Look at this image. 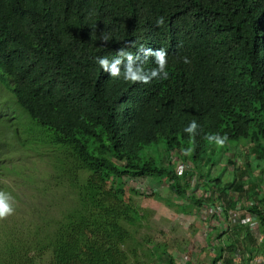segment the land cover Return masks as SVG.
Listing matches in <instances>:
<instances>
[{
  "label": "trees",
  "instance_id": "obj_1",
  "mask_svg": "<svg viewBox=\"0 0 264 264\" xmlns=\"http://www.w3.org/2000/svg\"><path fill=\"white\" fill-rule=\"evenodd\" d=\"M121 48L145 70L156 64L141 49L164 48L169 78H111L96 57ZM0 84L12 105L0 127L17 153L35 151L52 169L13 172V158L0 159V191L15 208L0 220V264H176L128 184L159 178L171 196L153 198L207 225L211 264L264 259V0H0ZM193 120L194 143L184 132ZM212 134L227 136L223 147ZM242 140L254 162L242 172L232 162V179L215 165L195 171L217 156L219 166ZM190 147L181 161L193 168L177 169L174 149ZM185 176L201 177L197 191L180 187Z\"/></svg>",
  "mask_w": 264,
  "mask_h": 264
},
{
  "label": "rangeland",
  "instance_id": "obj_2",
  "mask_svg": "<svg viewBox=\"0 0 264 264\" xmlns=\"http://www.w3.org/2000/svg\"><path fill=\"white\" fill-rule=\"evenodd\" d=\"M3 84L7 83L3 81ZM11 97V92L9 89L2 84H0V120H3L7 117L8 113L11 114L12 111V105L7 101L8 98ZM12 134L7 132L5 129H2L0 127V138L6 139L10 142L11 147L7 150L3 149L0 146V159L5 158H13L10 159V161L7 164L8 170H12L13 172H17L15 170H22L21 172H39V171H52L49 167H44V162L39 160L35 151L30 152H20L17 153L16 146H19V143L15 141V144L13 142V139H11ZM8 138V139H7ZM16 145V146H15ZM249 145L250 141L242 140L241 143H239V146L234 149V151L229 152L228 154L223 155L220 165L218 166L217 160H220V157L217 156L215 159H211L207 161V164H204V162H199L197 166H195L197 172L203 171L204 169L210 167L220 168H226V173L224 176L230 180L233 178L232 172H235V167L232 165V162H236L239 166V169H241L240 172H242V169L246 167V163H253L254 158L250 154L249 151ZM213 146V145H211ZM20 149V148H19ZM18 149V150H19ZM210 148H206V152H210ZM46 155H52V152L49 150H46ZM198 154V153H196ZM195 154V155H196ZM187 155V153L181 149V148H175L173 156L174 159V165L177 167V169H183V167L186 165V168H193V165L191 164V161H186L185 164L181 161L183 159V156ZM189 155H192V152ZM201 157H204V155L199 154ZM247 155V156H246ZM225 158H229V161H227ZM16 164V167L13 165ZM44 167V168H43ZM215 168V169H216ZM214 169V170H215ZM213 170V171H214ZM7 170L5 169V171ZM190 173V172H189ZM186 179H183L180 181V187L182 189H187L188 192L197 191V189H192L194 186L193 181H200V176H192V177H186ZM197 178V179H196ZM161 182L157 181L154 182L151 181H129V186L131 184H134L136 188L141 190L142 194H132V198L135 203L145 207L151 212V222L152 225L156 228L157 234H154L153 238L155 242H168L169 246H173L172 250H174V258L176 261V264H182L184 261L187 260V258L191 259V262H195L196 264H211V261H213L214 254L213 251H211L210 246L207 243V225L203 222V220L198 216H188V214L176 212L174 209L169 208L166 204L161 202L160 200H157L156 198H153L150 195V192L155 190L160 193L161 195L165 197L171 196V192L168 188V181L166 178H159ZM203 179V178H202ZM191 180V181H188ZM188 182V183H187ZM189 184L190 187H189ZM129 186H126L127 189V197L131 195L129 192ZM264 189V184L261 186ZM119 188V185L115 187L117 190ZM260 194L257 189L254 191L252 190L249 192V199L248 201H254V198ZM243 212V211H242ZM158 226V227H156ZM195 226L196 229L192 230V227ZM158 228V229H157ZM159 230H164V233L160 234ZM195 232V234L193 232ZM186 239L189 241L188 244H185L184 242ZM182 242V243H181ZM177 246V247H176ZM257 251V248L255 249ZM261 252H257V256L253 259L250 264H264V259L261 256ZM240 258L238 259V262H240Z\"/></svg>",
  "mask_w": 264,
  "mask_h": 264
},
{
  "label": "clouds",
  "instance_id": "obj_3",
  "mask_svg": "<svg viewBox=\"0 0 264 264\" xmlns=\"http://www.w3.org/2000/svg\"><path fill=\"white\" fill-rule=\"evenodd\" d=\"M165 24V19L163 16L157 18L156 25L163 26ZM93 29H96V24L93 25ZM100 40L107 43L110 40L108 34L101 32ZM135 47V45H131ZM144 57H153L156 64L155 68L145 70V68L137 63L138 57L134 55L131 51L126 48H121L116 52V55L110 60L107 56L96 57V63L99 65L101 70L111 78L123 79V81L136 84H150L154 79L167 80L169 78L168 69V53L164 48H159L156 50L150 48L141 49ZM185 64L190 63L187 57L183 58ZM199 125L195 120L191 121L185 128L184 132L189 134L190 139L195 141V136L197 134V129ZM206 139L210 142L215 143L218 147H223L227 141V136H220L217 134H212L206 136ZM194 149L188 148L186 150L187 154H190ZM198 161L197 164H199ZM202 163V162H201ZM15 211L14 208V198L6 192L0 191V220H4L7 217L13 215Z\"/></svg>",
  "mask_w": 264,
  "mask_h": 264
},
{
  "label": "built area",
  "instance_id": "obj_4",
  "mask_svg": "<svg viewBox=\"0 0 264 264\" xmlns=\"http://www.w3.org/2000/svg\"><path fill=\"white\" fill-rule=\"evenodd\" d=\"M236 214H237V213H235V218H236ZM244 220H245V219H243L242 221H244Z\"/></svg>",
  "mask_w": 264,
  "mask_h": 264
}]
</instances>
